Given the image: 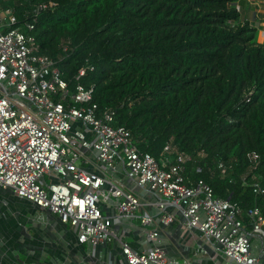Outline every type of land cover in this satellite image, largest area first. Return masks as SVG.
<instances>
[{
  "label": "trees",
  "instance_id": "16d2710c",
  "mask_svg": "<svg viewBox=\"0 0 264 264\" xmlns=\"http://www.w3.org/2000/svg\"><path fill=\"white\" fill-rule=\"evenodd\" d=\"M239 0H0L56 62L71 89H94L116 109L139 150L159 160L173 144L203 180L247 213L264 197V45L242 21ZM55 6L41 10L42 6ZM67 49V51H65ZM224 165L226 173L220 168ZM200 170V172H198Z\"/></svg>",
  "mask_w": 264,
  "mask_h": 264
},
{
  "label": "built area",
  "instance_id": "2783aa9c",
  "mask_svg": "<svg viewBox=\"0 0 264 264\" xmlns=\"http://www.w3.org/2000/svg\"><path fill=\"white\" fill-rule=\"evenodd\" d=\"M34 31L0 5V189L75 230L93 256L115 245L123 264H191L162 244L163 229L180 223L211 244L213 264H264V248L256 254L253 243L264 242L262 211L247 213V230L240 205L188 177L189 154L173 144L159 160L141 152L118 111L101 109L81 83L94 67L81 69L71 89ZM244 186L264 197L263 183ZM133 221L145 236L138 250L129 241Z\"/></svg>",
  "mask_w": 264,
  "mask_h": 264
},
{
  "label": "crops",
  "instance_id": "0c3cea01",
  "mask_svg": "<svg viewBox=\"0 0 264 264\" xmlns=\"http://www.w3.org/2000/svg\"><path fill=\"white\" fill-rule=\"evenodd\" d=\"M236 8L242 21L256 30L255 41L264 45V0H239ZM129 241L142 249L144 234L133 221ZM255 253L264 242L254 239ZM162 244L168 255L179 262L213 264L215 250L198 231L180 223L163 229ZM79 241L75 230L58 222L50 213L24 202L9 190L0 189V264H123L120 247L109 245L97 250Z\"/></svg>",
  "mask_w": 264,
  "mask_h": 264
},
{
  "label": "water",
  "instance_id": "95a60500",
  "mask_svg": "<svg viewBox=\"0 0 264 264\" xmlns=\"http://www.w3.org/2000/svg\"><path fill=\"white\" fill-rule=\"evenodd\" d=\"M25 202V201H24Z\"/></svg>",
  "mask_w": 264,
  "mask_h": 264
}]
</instances>
